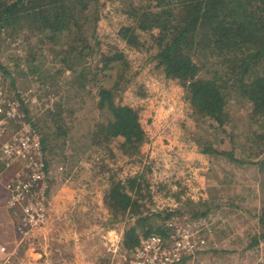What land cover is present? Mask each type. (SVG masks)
I'll return each mask as SVG.
<instances>
[{
    "label": "rangeland",
    "instance_id": "374dc122",
    "mask_svg": "<svg viewBox=\"0 0 264 264\" xmlns=\"http://www.w3.org/2000/svg\"><path fill=\"white\" fill-rule=\"evenodd\" d=\"M101 3L94 38V43L100 40L99 53L92 72L102 77L103 71L98 72L96 66L103 60H127L125 73L131 78L122 85L125 90L116 102L138 111L146 139L139 153H126L120 146L125 139L118 124L114 126L119 135L113 131V115L92 104L98 90L94 81L87 83L82 97L74 90L75 84L66 83L71 73L53 61L43 44L37 49V61L52 73L32 76L19 60L27 55L29 44L22 38L7 39L0 48V62L12 74L3 72L0 82V120L4 123L0 146L14 143L23 150L25 144L33 145L25 130L28 120L33 122L41 137L47 174L46 189L39 193L48 200L49 209L47 222L20 242V212L6 206V193L0 187V240L17 248L18 264H127L135 248L127 247L124 239L134 221L126 215L114 217L106 202L110 188L122 182L135 197H141L144 210L161 212L155 225L172 226L162 235L166 245L188 239L200 248L196 257L186 255L189 261L252 264L264 257V169L240 161L257 162L264 157L262 138L249 135L251 129H264V123H249L252 103L229 94V121L224 124L197 113L186 98L184 84L167 77L157 60H149L154 49L135 50L119 35L121 26L132 22L118 10L125 7L122 0ZM137 31L142 39H149L147 32ZM18 61L21 66L16 65ZM56 105L64 109L59 124L69 128L63 149L58 143L62 135L57 136V147L55 140L50 139L47 148L43 143L47 131L58 132L55 116L48 113V109L56 111ZM89 123L92 128L100 124L98 137L103 138L107 130L117 137L101 143L98 137L85 138ZM31 161L19 157L7 168L0 159V169L5 168V179L18 173L25 177ZM136 174L141 194L125 181ZM134 237L140 242L147 236L137 229Z\"/></svg>",
    "mask_w": 264,
    "mask_h": 264
},
{
    "label": "trees",
    "instance_id": "16d2710c",
    "mask_svg": "<svg viewBox=\"0 0 264 264\" xmlns=\"http://www.w3.org/2000/svg\"><path fill=\"white\" fill-rule=\"evenodd\" d=\"M122 2L125 7L118 10H123L132 22L121 26V38L135 50L151 52L154 49L149 60H157L167 77L179 79L184 84L186 98L197 113L224 124L229 121L226 110L229 94H239L252 103L248 114L251 126L264 123V0ZM101 7V0H0V48L7 39L22 38L29 45L27 55L19 60L24 61L32 76H42L52 72L48 67H42L44 62L39 63L36 54L39 44L47 46L53 61L60 62L61 69L71 73L66 83L75 84L74 90L82 97L87 83L94 81L98 90L92 96L93 106L113 115V131L117 134L114 125L118 124L119 132L124 134L125 140L120 146L126 153L134 155L140 152L146 139L145 130L137 110L116 102L117 96L125 90L122 85L131 78L125 73L127 60H103V64L96 66L98 72L103 71L102 77L92 72L93 61L99 53L100 40L94 43V38ZM138 28L147 32L149 39H142ZM16 65L21 66V62ZM0 70L12 74L1 62ZM68 97L70 99L72 95ZM63 110V105H56V111L48 109L49 115L55 116L53 122L58 126V132L45 133L43 143L46 148L50 139L55 140L57 147V136L61 135L64 138L58 143L62 149L65 147L69 128L65 123L59 124L63 120L59 117ZM87 129L90 133L85 138L98 137L101 130L100 124L92 128L91 123ZM104 134L103 138L98 137V142L119 135L110 130ZM249 135L261 137L264 147V129L262 132L251 129ZM240 161L261 165L264 169V157L257 162ZM139 177L136 174L125 180L131 189L136 187L137 194L142 192ZM134 194L125 183H116L110 188L106 201L114 217L126 215L134 221L124 239L130 249L140 243L134 237L137 229L143 230L144 236L163 235L164 231L172 229L165 223L155 225L154 219L157 221L156 215L160 216L161 212L144 210L141 197Z\"/></svg>",
    "mask_w": 264,
    "mask_h": 264
},
{
    "label": "built area",
    "instance_id": "2783aa9c",
    "mask_svg": "<svg viewBox=\"0 0 264 264\" xmlns=\"http://www.w3.org/2000/svg\"><path fill=\"white\" fill-rule=\"evenodd\" d=\"M4 74L0 71V82ZM1 109V107H0ZM3 121L0 120V136L4 132ZM32 121L28 120L25 127L27 137L33 142V145H24V149L15 148V144L3 142L0 146V159L7 168L13 166L17 158L30 157L32 160L28 165V172L25 177L18 173L15 177L5 179L4 169H0V187L6 193V206L12 210H19L20 224L18 233L21 237L20 242L24 241L34 232L33 230L44 225L48 217V200L39 193L46 188L43 186L47 177L45 159L40 153L41 137L32 126ZM34 132H31L29 128ZM30 135V136H29ZM40 146V147H39ZM35 150L39 151V155ZM39 160V161H37ZM193 240V239H192ZM165 238L158 233H153L143 238L138 246L134 249L133 254L127 264H210L207 262L189 261L186 257L193 256L196 250L194 244L188 242V239H180L174 245L165 244ZM0 264H18L17 248H11L5 242L0 240ZM252 264H264V257L259 258Z\"/></svg>",
    "mask_w": 264,
    "mask_h": 264
}]
</instances>
